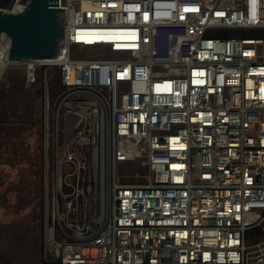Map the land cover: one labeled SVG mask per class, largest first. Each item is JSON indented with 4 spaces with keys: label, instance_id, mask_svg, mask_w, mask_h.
I'll use <instances>...</instances> for the list:
<instances>
[{
    "label": "built area",
    "instance_id": "obj_1",
    "mask_svg": "<svg viewBox=\"0 0 264 264\" xmlns=\"http://www.w3.org/2000/svg\"><path fill=\"white\" fill-rule=\"evenodd\" d=\"M60 5L46 264H264V0Z\"/></svg>",
    "mask_w": 264,
    "mask_h": 264
},
{
    "label": "rangeland",
    "instance_id": "obj_2",
    "mask_svg": "<svg viewBox=\"0 0 264 264\" xmlns=\"http://www.w3.org/2000/svg\"><path fill=\"white\" fill-rule=\"evenodd\" d=\"M1 65L0 264H44L46 209L52 199L46 190L55 183V166L45 163L44 70L30 84L26 64ZM123 170L138 169L128 161Z\"/></svg>",
    "mask_w": 264,
    "mask_h": 264
},
{
    "label": "water",
    "instance_id": "obj_3",
    "mask_svg": "<svg viewBox=\"0 0 264 264\" xmlns=\"http://www.w3.org/2000/svg\"><path fill=\"white\" fill-rule=\"evenodd\" d=\"M18 0H0V36L10 39L11 62L58 58L66 33L65 9L60 0H27L14 10Z\"/></svg>",
    "mask_w": 264,
    "mask_h": 264
},
{
    "label": "bare ground",
    "instance_id": "obj_4",
    "mask_svg": "<svg viewBox=\"0 0 264 264\" xmlns=\"http://www.w3.org/2000/svg\"><path fill=\"white\" fill-rule=\"evenodd\" d=\"M19 8H20V6H18V5L14 7V9H19ZM0 42H1V40H0ZM0 50L3 52V55H4V59L2 61H0V64L3 65V64H5V62L9 61V58H8V60L6 59V57H7L6 48L3 45H1V43H0ZM9 62H11V61H9Z\"/></svg>",
    "mask_w": 264,
    "mask_h": 264
},
{
    "label": "trees",
    "instance_id": "obj_5",
    "mask_svg": "<svg viewBox=\"0 0 264 264\" xmlns=\"http://www.w3.org/2000/svg\"><path fill=\"white\" fill-rule=\"evenodd\" d=\"M44 264H46V262Z\"/></svg>",
    "mask_w": 264,
    "mask_h": 264
}]
</instances>
